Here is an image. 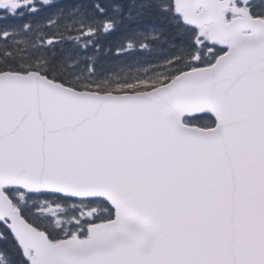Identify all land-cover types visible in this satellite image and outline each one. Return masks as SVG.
Here are the masks:
<instances>
[{
	"label": "snow or ice",
	"instance_id": "6c2138e0",
	"mask_svg": "<svg viewBox=\"0 0 264 264\" xmlns=\"http://www.w3.org/2000/svg\"><path fill=\"white\" fill-rule=\"evenodd\" d=\"M0 264H264V0H0Z\"/></svg>",
	"mask_w": 264,
	"mask_h": 264
},
{
	"label": "rangeland",
	"instance_id": "374dc122",
	"mask_svg": "<svg viewBox=\"0 0 264 264\" xmlns=\"http://www.w3.org/2000/svg\"><path fill=\"white\" fill-rule=\"evenodd\" d=\"M126 71H129V72H132V70H130V69H125Z\"/></svg>",
	"mask_w": 264,
	"mask_h": 264
},
{
	"label": "trees",
	"instance_id": "16d2710c",
	"mask_svg": "<svg viewBox=\"0 0 264 264\" xmlns=\"http://www.w3.org/2000/svg\"><path fill=\"white\" fill-rule=\"evenodd\" d=\"M117 70H119V69H117ZM130 70L135 71V69H130Z\"/></svg>",
	"mask_w": 264,
	"mask_h": 264
}]
</instances>
